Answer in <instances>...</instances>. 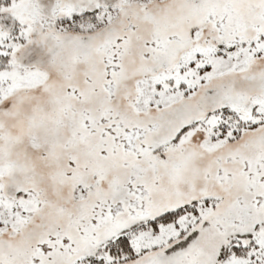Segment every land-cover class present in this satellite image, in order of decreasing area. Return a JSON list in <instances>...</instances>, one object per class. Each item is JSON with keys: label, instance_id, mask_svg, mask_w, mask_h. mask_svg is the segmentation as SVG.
Listing matches in <instances>:
<instances>
[{"label": "snow or ice", "instance_id": "obj_1", "mask_svg": "<svg viewBox=\"0 0 264 264\" xmlns=\"http://www.w3.org/2000/svg\"><path fill=\"white\" fill-rule=\"evenodd\" d=\"M0 264H264V0H0Z\"/></svg>", "mask_w": 264, "mask_h": 264}]
</instances>
